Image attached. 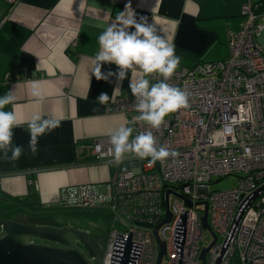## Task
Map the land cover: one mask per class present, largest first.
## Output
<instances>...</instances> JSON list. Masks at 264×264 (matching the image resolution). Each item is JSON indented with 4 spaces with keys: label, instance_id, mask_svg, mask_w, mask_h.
<instances>
[{
    "label": "built area",
    "instance_id": "1",
    "mask_svg": "<svg viewBox=\"0 0 264 264\" xmlns=\"http://www.w3.org/2000/svg\"><path fill=\"white\" fill-rule=\"evenodd\" d=\"M257 7V0L242 3V20L228 32L224 57L176 69L168 83L188 93L189 106L171 113L159 129L135 119L132 94L108 106L128 116L133 137L151 132L168 157L153 163L129 153L117 164L109 135L84 143L94 159L116 165L117 172L102 189L93 182L66 187L57 204L108 209L111 224L99 264H121L126 251V264H156V233L165 244L160 264H202L204 201L215 234L204 264H264V43L258 41L264 23ZM160 79L151 74L152 83ZM233 120V135H224ZM226 175L237 176L234 186L210 189ZM166 208L170 219L163 222Z\"/></svg>",
    "mask_w": 264,
    "mask_h": 264
},
{
    "label": "crops",
    "instance_id": "2",
    "mask_svg": "<svg viewBox=\"0 0 264 264\" xmlns=\"http://www.w3.org/2000/svg\"><path fill=\"white\" fill-rule=\"evenodd\" d=\"M244 1L0 0V95L11 91L16 97L4 110L15 113L20 126L13 129V144L23 146L17 160L10 151L0 153V214L32 213L31 202L58 206L66 187L93 182L102 189L115 176L117 166L94 159L84 143L127 126L128 116L108 106L132 94L129 82L139 69L123 82L98 81L91 74L98 37L121 11L130 6L146 16L175 48L189 53L178 54L180 65H189L195 56L227 54L228 32L239 28ZM109 69L116 66L104 65L102 71ZM33 82L40 84L42 99L31 95ZM101 92L109 94L107 104L96 100ZM37 113L60 119L61 126L39 137L33 154L27 122Z\"/></svg>",
    "mask_w": 264,
    "mask_h": 264
},
{
    "label": "clouds",
    "instance_id": "3",
    "mask_svg": "<svg viewBox=\"0 0 264 264\" xmlns=\"http://www.w3.org/2000/svg\"><path fill=\"white\" fill-rule=\"evenodd\" d=\"M99 51L95 55L92 75L99 80L110 82L115 77L123 82L129 72L139 69L135 81L129 82V88L135 97V118L151 128L159 129L165 117L178 109L189 106L188 93L180 87L168 83L180 65L181 58L176 54L174 43L159 34L156 26L146 16H138L135 9L126 7L98 37ZM104 65H115L116 71H102ZM156 73L162 79L151 82V74ZM31 95L42 99L40 84L33 82ZM85 99L87 97H84ZM109 94L101 92L96 100L101 104L109 102ZM11 91L0 95V153L17 160L23 154V146L13 144V129L20 126L13 111L5 107L15 102ZM226 124L224 135H233V124ZM61 126V120L55 117L44 118L34 114L27 122L29 148L33 154L37 151L39 137L54 131ZM133 127L121 125L109 133L113 146L114 161L119 164L126 154H134L139 159L151 158L154 163L170 155L164 146H157L151 132L140 133L133 137ZM130 137L132 139L130 140ZM175 155V153H171Z\"/></svg>",
    "mask_w": 264,
    "mask_h": 264
},
{
    "label": "water",
    "instance_id": "4",
    "mask_svg": "<svg viewBox=\"0 0 264 264\" xmlns=\"http://www.w3.org/2000/svg\"><path fill=\"white\" fill-rule=\"evenodd\" d=\"M185 202L190 204L188 200ZM202 203V226L212 234V243L215 234L207 221V204L205 201ZM169 219L170 213L166 208L163 222ZM63 221L65 223L62 225L21 222L0 214V264H99L102 249L95 237L73 221L67 218ZM156 238L160 246L156 264H160L165 254V244L157 233ZM207 248L203 247L199 254L202 264ZM127 258L126 251L121 264H126Z\"/></svg>",
    "mask_w": 264,
    "mask_h": 264
},
{
    "label": "rangeland",
    "instance_id": "5",
    "mask_svg": "<svg viewBox=\"0 0 264 264\" xmlns=\"http://www.w3.org/2000/svg\"><path fill=\"white\" fill-rule=\"evenodd\" d=\"M262 21L264 23V12L262 14ZM258 41L264 43V28L263 32L258 36ZM171 114L166 116L169 117ZM110 164V163H109ZM113 165V164H112ZM115 166V165H114ZM116 167V166H115ZM240 174H238L239 176ZM237 182V176L226 175L210 184V189L222 190L231 188ZM33 212H19L11 211L3 212L1 214L6 215L9 219L21 221V222H34L39 223L40 221H45L50 217V215H62L63 217L71 220L80 228L87 229L97 240L98 244L103 248L104 240L106 238V233L111 224V215L107 208L103 207H67L61 208L55 206L49 209L40 208L36 206L35 202H31ZM212 239V234L207 230H203V240L202 246H207Z\"/></svg>",
    "mask_w": 264,
    "mask_h": 264
},
{
    "label": "trees",
    "instance_id": "6",
    "mask_svg": "<svg viewBox=\"0 0 264 264\" xmlns=\"http://www.w3.org/2000/svg\"><path fill=\"white\" fill-rule=\"evenodd\" d=\"M258 2V7H257V10L261 13L264 12V0H257ZM176 49V54L178 55H181V56H188L189 53L186 52V51H183L179 48H175ZM191 55V54H190ZM194 58H196L195 62L198 61V60H203V56L199 57V56H195ZM205 60V59H204ZM206 60H214V59H206ZM190 65V64H189ZM58 205V204H57ZM52 207H55V206H50L49 208H52ZM57 207V206H56ZM48 208V209H49Z\"/></svg>",
    "mask_w": 264,
    "mask_h": 264
},
{
    "label": "flooded vegetation",
    "instance_id": "7",
    "mask_svg": "<svg viewBox=\"0 0 264 264\" xmlns=\"http://www.w3.org/2000/svg\"><path fill=\"white\" fill-rule=\"evenodd\" d=\"M7 218H9V217H7ZM64 218L65 217H63L62 215H57V214L56 215H50V217L48 219H46L45 221H40L39 223L51 224V225H62L65 223L63 221ZM95 240H96V238H95ZM101 249H102V247H101Z\"/></svg>",
    "mask_w": 264,
    "mask_h": 264
},
{
    "label": "bare ground",
    "instance_id": "8",
    "mask_svg": "<svg viewBox=\"0 0 264 264\" xmlns=\"http://www.w3.org/2000/svg\"><path fill=\"white\" fill-rule=\"evenodd\" d=\"M210 244H208L207 246H209Z\"/></svg>",
    "mask_w": 264,
    "mask_h": 264
}]
</instances>
